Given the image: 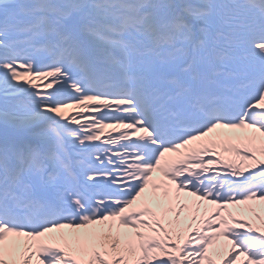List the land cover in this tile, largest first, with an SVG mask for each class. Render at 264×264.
Returning <instances> with one entry per match:
<instances>
[{
    "label": "snow or ice",
    "instance_id": "snow-or-ice-1",
    "mask_svg": "<svg viewBox=\"0 0 264 264\" xmlns=\"http://www.w3.org/2000/svg\"><path fill=\"white\" fill-rule=\"evenodd\" d=\"M262 209L264 0H0V264H264Z\"/></svg>",
    "mask_w": 264,
    "mask_h": 264
},
{
    "label": "rangeland",
    "instance_id": "rangeland-1",
    "mask_svg": "<svg viewBox=\"0 0 264 264\" xmlns=\"http://www.w3.org/2000/svg\"><path fill=\"white\" fill-rule=\"evenodd\" d=\"M262 210H264V209H262Z\"/></svg>",
    "mask_w": 264,
    "mask_h": 264
}]
</instances>
